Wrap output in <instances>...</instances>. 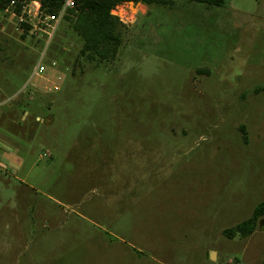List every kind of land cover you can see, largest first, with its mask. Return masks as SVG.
I'll use <instances>...</instances> for the list:
<instances>
[{
    "label": "rangeland",
    "instance_id": "374dc122",
    "mask_svg": "<svg viewBox=\"0 0 264 264\" xmlns=\"http://www.w3.org/2000/svg\"><path fill=\"white\" fill-rule=\"evenodd\" d=\"M112 13L97 65L0 12V264H263L264 0Z\"/></svg>",
    "mask_w": 264,
    "mask_h": 264
},
{
    "label": "trees",
    "instance_id": "16d2710c",
    "mask_svg": "<svg viewBox=\"0 0 264 264\" xmlns=\"http://www.w3.org/2000/svg\"><path fill=\"white\" fill-rule=\"evenodd\" d=\"M12 0H0V12H4ZM16 6L13 13L20 15L22 7L31 0H15ZM67 0H38L40 5L41 18H50L49 23H54L63 12ZM73 5L66 8L62 19L68 23L70 30L78 37L82 43L78 53L79 59H85L89 63L101 65L116 58L123 42V29L125 25L120 18L113 15V11L120 5L128 2L141 4L169 5L171 0H72ZM209 5L220 6L229 0H190ZM27 18V16L25 15ZM27 30L32 27L27 23H21ZM24 37V36H23ZM244 141L247 142L245 128L240 127ZM264 218V199L256 206L252 216L225 230L224 233L229 238L240 236L246 238L252 235L258 228L259 220ZM264 264V263H263Z\"/></svg>",
    "mask_w": 264,
    "mask_h": 264
},
{
    "label": "built area",
    "instance_id": "2783aa9c",
    "mask_svg": "<svg viewBox=\"0 0 264 264\" xmlns=\"http://www.w3.org/2000/svg\"><path fill=\"white\" fill-rule=\"evenodd\" d=\"M31 2L33 3V5H34V7L33 8H31V6H29L30 4L28 3V4H25L23 7H22V12H21V14L19 15V16H21V17H24L25 15L27 16V18H29V17H33V18H35V19H37L38 21H42V22H46L47 24L50 22V18L49 17H46V18H41V16H40V10H39V8H40V5H39V2H38V0H31ZM72 5H73V1L72 0H67L66 1V4H65V6H64V9H63V12L61 13V15L59 16V18L58 19H56L55 21H54V23L53 24H58L60 21H61V19H62V15H63V13H64V10L66 9V8H70V7H72ZM15 6H16V1L15 0H12L11 1V3H10V5L5 9V11L4 12H7V13H10V12H12L13 13V8H15ZM15 14V13H14ZM16 15V14H15ZM123 18V17H122ZM23 19V18H22ZM121 19V18H120ZM29 25H32L31 23H28ZM32 30H33V26H32ZM44 72V69L42 68V67H39L37 70H36V72H35V74L34 75H40V74H42Z\"/></svg>",
    "mask_w": 264,
    "mask_h": 264
},
{
    "label": "flooded vegetation",
    "instance_id": "af4514ba",
    "mask_svg": "<svg viewBox=\"0 0 264 264\" xmlns=\"http://www.w3.org/2000/svg\"><path fill=\"white\" fill-rule=\"evenodd\" d=\"M261 224L263 223V221L262 222H260Z\"/></svg>",
    "mask_w": 264,
    "mask_h": 264
},
{
    "label": "crops",
    "instance_id": "0c3cea01",
    "mask_svg": "<svg viewBox=\"0 0 264 264\" xmlns=\"http://www.w3.org/2000/svg\"><path fill=\"white\" fill-rule=\"evenodd\" d=\"M37 119H39V118L37 117Z\"/></svg>",
    "mask_w": 264,
    "mask_h": 264
},
{
    "label": "water",
    "instance_id": "95a60500",
    "mask_svg": "<svg viewBox=\"0 0 264 264\" xmlns=\"http://www.w3.org/2000/svg\"><path fill=\"white\" fill-rule=\"evenodd\" d=\"M130 3H132V2H130Z\"/></svg>",
    "mask_w": 264,
    "mask_h": 264
}]
</instances>
